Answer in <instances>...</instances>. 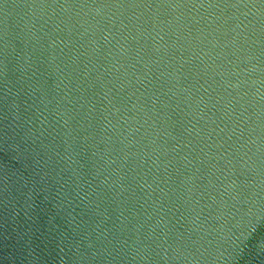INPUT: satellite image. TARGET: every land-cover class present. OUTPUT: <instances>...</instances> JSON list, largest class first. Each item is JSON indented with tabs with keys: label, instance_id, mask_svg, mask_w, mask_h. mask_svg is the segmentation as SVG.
<instances>
[{
	"label": "water",
	"instance_id": "1",
	"mask_svg": "<svg viewBox=\"0 0 264 264\" xmlns=\"http://www.w3.org/2000/svg\"><path fill=\"white\" fill-rule=\"evenodd\" d=\"M0 264H264V0H0Z\"/></svg>",
	"mask_w": 264,
	"mask_h": 264
}]
</instances>
